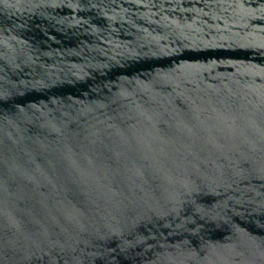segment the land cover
Wrapping results in <instances>:
<instances>
[{
    "label": "water",
    "instance_id": "1",
    "mask_svg": "<svg viewBox=\"0 0 264 264\" xmlns=\"http://www.w3.org/2000/svg\"><path fill=\"white\" fill-rule=\"evenodd\" d=\"M0 264H264V0H0Z\"/></svg>",
    "mask_w": 264,
    "mask_h": 264
}]
</instances>
